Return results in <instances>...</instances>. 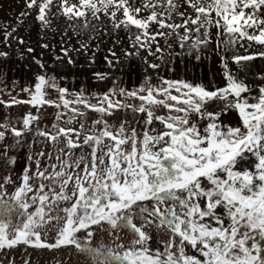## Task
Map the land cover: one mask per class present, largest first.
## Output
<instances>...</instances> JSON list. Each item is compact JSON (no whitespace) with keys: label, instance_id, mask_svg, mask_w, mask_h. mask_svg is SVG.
I'll return each mask as SVG.
<instances>
[{"label":"snow or ice","instance_id":"snow-or-ice-1","mask_svg":"<svg viewBox=\"0 0 264 264\" xmlns=\"http://www.w3.org/2000/svg\"><path fill=\"white\" fill-rule=\"evenodd\" d=\"M166 3L168 18L177 12L181 23H165L158 18L156 5L148 3L145 7L153 9L150 15L136 18L130 13L138 14L141 9H131L128 0H78L71 5L61 0L59 7L69 20H87L88 13L99 19L97 14L103 12L114 29L123 25L131 31L134 26L142 35L135 36L133 47H147L148 55H154L153 43L155 51H161L157 36L173 32L181 47L195 32L190 49L208 47L212 29L216 30L218 51L223 47L227 52L229 46L234 48L245 40L249 46L251 42L264 46V0H184L187 8L183 12L178 11L175 0ZM50 5L52 0H27V7H37L36 19L45 24ZM120 12L123 19L117 15ZM150 23L172 31L150 35ZM9 35L5 34L6 41ZM259 55L264 57V52ZM0 56L7 53L0 52ZM232 59L240 64L254 56ZM221 61L227 83L215 90L164 78L153 84L146 76L135 89L117 91L113 87L89 98L83 89L69 92L55 77L37 75L32 88L22 89L29 99L13 97L11 104L62 109L56 120L66 115L63 125L54 123L51 131L37 129V135L63 146L57 149V163L48 166L51 171L41 169L40 160L35 159V172L30 175L25 168L19 184L10 177L0 179V249L18 245L69 248L85 264H264V86L258 96H242L251 89L231 73L225 54ZM68 62L73 63L71 58ZM145 63L152 69L160 67L146 58ZM109 66H113L111 61ZM94 75L99 80L107 76ZM47 89L55 90L57 98H50ZM217 101L222 103L219 111H209L208 106ZM161 109L166 114H158ZM229 109L238 112L242 127L220 122L221 114ZM122 110L131 111L133 118L136 113L146 114L142 134L126 127L127 120L118 127L110 123L109 118ZM89 112L99 114L90 126ZM39 119L38 115H25L23 130ZM203 120L208 123L201 130ZM154 121L162 130L149 127ZM23 130L10 122L0 123V140L6 134L20 138ZM78 148L79 156L74 152ZM6 185L14 190L9 193ZM149 229L161 233L162 248L150 246L153 236ZM97 234L130 238L117 244V251L93 246ZM189 248L196 254H189Z\"/></svg>","mask_w":264,"mask_h":264},{"label":"rangeland","instance_id":"rangeland-1","mask_svg":"<svg viewBox=\"0 0 264 264\" xmlns=\"http://www.w3.org/2000/svg\"><path fill=\"white\" fill-rule=\"evenodd\" d=\"M60 3L61 0H52V5L46 9L45 19L48 23L45 24L36 19L38 8L29 9L27 0H0V52L7 53V56H0V100L5 101V104H0V123L10 122L17 129L23 130L25 115L31 113L40 117L39 120L30 124L28 130H23L20 138L6 134L5 139L0 140V179L10 177L19 184L25 168L30 169V175L35 172V159L40 160L41 169L48 168V171H51L49 164L57 163V149L63 145H53L46 137L37 135V129L51 131L54 123L63 125L64 120L67 119L66 115L62 116L60 121L56 120L57 112L62 109L49 105L36 108L30 104H11L13 97L20 100L29 99L28 93L22 89L32 88L37 75L55 77L57 84L68 89L69 92H80L83 89L89 98H92L95 93H106L113 87L117 91L119 88L135 89L142 84L146 76L151 77L153 84H158L160 78H164L202 84L208 90H215V88L224 87L227 83L223 76L224 69L221 61V54H225L228 57L231 73L251 89V93H242V96H258L259 88L264 86V78H262L264 77V57L259 55L260 52H264V46L255 42H251L249 46V42L245 40L238 42L234 48L229 46L227 52L223 47L218 51L214 33L212 43L208 47L201 45L197 50L190 49L192 41L196 38L195 32L192 33L191 39L184 42L183 47L176 33L173 32L171 36H157L156 41L161 51L156 52V43H153L154 55H148L147 47L140 48L139 44L133 47L135 36L142 35L141 30L132 26L129 31L123 25L114 29L113 21L103 12L97 14L99 19L88 13L87 20L77 17L69 20L63 15V10L59 7ZM67 3L78 4V0H67ZM145 3L155 4L154 10L158 13V18L164 19L165 23L182 22L177 12H173L172 18H168L166 0H128L131 9L137 7L141 9L138 14L134 11L130 14L136 18H146L153 9L145 7ZM175 3L179 5L180 12L187 8L184 0H175ZM118 14L122 16V12ZM148 31L150 35H154L157 31L167 34L172 30L160 29L159 25L150 23ZM177 32L183 34L182 29H178ZM6 33L11 34L7 41ZM21 40L23 43L20 42ZM241 43L243 47L240 46ZM28 49L32 51L29 52ZM113 52L115 56L112 55ZM237 55H252L254 59L237 64L232 59ZM197 56L200 58L197 59ZM69 58L73 63L68 62ZM145 58L148 62L158 64L160 67L149 68ZM37 61H40L44 67L41 68ZM109 61L113 66H109ZM95 73H105L107 76L104 80H99ZM47 91L50 98H57L58 94L55 90L47 89ZM116 98L122 99L119 96ZM93 102H95L94 99ZM132 102L129 101V103ZM249 102L255 101L250 99ZM220 107H222L221 102H212L208 110L219 111ZM158 114H166V111L161 109ZM98 116V113L89 112L87 124L90 126L91 120ZM135 116L136 118H133L131 111L122 110L109 119L110 123L117 127L122 120H127L126 127L136 128L137 132L142 134L146 114L136 113ZM192 119L198 120V117L193 116ZM219 119L222 123L242 127L239 114L235 109H229L227 113L221 114ZM199 123L202 130L208 121L203 120ZM72 126L79 128V124L75 122ZM149 127L158 130L163 128L157 121ZM84 151L90 152V149ZM40 152L45 155L38 156ZM74 152L77 156L81 155L79 148ZM29 156L33 157L32 161L28 159ZM6 187L9 193L14 190L12 185H6ZM149 232L153 236V239L149 241L150 246L153 249L162 248L161 233L155 229H149ZM129 238L128 235L117 239L107 234H97L92 240V245L112 247L119 251L116 245L126 243ZM186 251L189 254H196L191 248ZM60 262L85 264L83 257L79 253L74 254L69 248L48 250L18 245L13 249H0V264H60Z\"/></svg>","mask_w":264,"mask_h":264},{"label":"trees","instance_id":"trees-1","mask_svg":"<svg viewBox=\"0 0 264 264\" xmlns=\"http://www.w3.org/2000/svg\"><path fill=\"white\" fill-rule=\"evenodd\" d=\"M118 17L121 18V17H123V16H120V15L118 14ZM212 32H213V34H214V33L216 32V30L212 29Z\"/></svg>","mask_w":264,"mask_h":264}]
</instances>
